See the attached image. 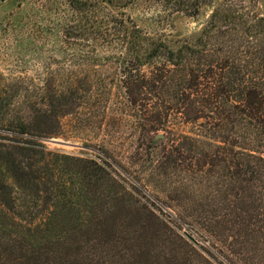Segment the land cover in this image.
Returning a JSON list of instances; mask_svg holds the SVG:
<instances>
[{
	"label": "rangeland",
	"instance_id": "1",
	"mask_svg": "<svg viewBox=\"0 0 264 264\" xmlns=\"http://www.w3.org/2000/svg\"><path fill=\"white\" fill-rule=\"evenodd\" d=\"M215 11L241 22L264 18V0H0V91L25 122L24 139L42 138L35 177L53 188L50 195L44 186L37 208L29 200L15 213L0 209V264H169L174 256L186 264L184 233L202 256L192 264L235 259L226 246L236 240L223 245L187 209L179 215L164 204L187 206L195 194H175V171L155 168L173 135L190 128L173 115L174 101L151 87L158 84L148 55L159 45L195 43ZM159 54L157 65L165 61ZM53 139L77 147L49 148ZM86 161L99 165L96 184L84 179ZM47 195L68 205L41 212Z\"/></svg>",
	"mask_w": 264,
	"mask_h": 264
},
{
	"label": "trees",
	"instance_id": "2",
	"mask_svg": "<svg viewBox=\"0 0 264 264\" xmlns=\"http://www.w3.org/2000/svg\"><path fill=\"white\" fill-rule=\"evenodd\" d=\"M233 13L226 16L215 11L202 36L193 44L184 43L175 50L159 45L148 55L154 59L149 64L156 69L154 83L158 84V87L154 84L151 87L160 89L163 96L174 101L173 115H182L184 124L190 128L186 135H173L171 150L162 152L155 168L167 174L175 171L171 175L172 179L178 176L176 184L171 186L175 194H195L187 200V206L179 199L164 201L166 206L178 213L187 209L189 216L223 245L229 238L236 240L237 247L226 246L235 258L227 257L230 264L236 261L262 264L264 18L251 16L241 22V17ZM219 21L225 24L224 31H220ZM215 30L216 36L212 35ZM160 52L164 53L162 59L165 61L157 65ZM5 92L0 91V209L15 213L29 200H35L34 208H37V197L44 186L50 195L53 188L35 177L40 164L38 158L45 155L39 143L42 138L36 137L32 142L24 139L27 138L25 122L15 117ZM56 101L59 100L56 98ZM167 110L170 109L163 113L165 120ZM161 119H154V124L160 125ZM51 154L46 153L47 156ZM51 157L56 158V154ZM85 163L84 179L90 182V175L96 184L99 165L93 161ZM54 169H49L52 176L49 181L56 187ZM188 177L191 183L186 182ZM200 193L214 196L200 199L197 196ZM50 195L44 199L41 212L42 208L47 213L68 205L66 199L59 201ZM181 244L191 255L186 264H192L195 257L202 258L188 241L181 239ZM174 257L166 263L181 264L185 258Z\"/></svg>",
	"mask_w": 264,
	"mask_h": 264
},
{
	"label": "water",
	"instance_id": "3",
	"mask_svg": "<svg viewBox=\"0 0 264 264\" xmlns=\"http://www.w3.org/2000/svg\"><path fill=\"white\" fill-rule=\"evenodd\" d=\"M157 140H159V139H161L162 137L161 136H159V135H157L156 137H155ZM46 144H47V146L49 147V148H56V147H60V146H69V147H73V148H75V147H77L75 144H72V143H69V142H66V141H60V140H47L46 141ZM184 237H186V239L190 242V243H192L194 246H197V242H196V240L192 237V236H190L189 234H187V233H184Z\"/></svg>",
	"mask_w": 264,
	"mask_h": 264
},
{
	"label": "bare ground",
	"instance_id": "4",
	"mask_svg": "<svg viewBox=\"0 0 264 264\" xmlns=\"http://www.w3.org/2000/svg\"><path fill=\"white\" fill-rule=\"evenodd\" d=\"M61 147H69V146H61ZM69 148H72V147H69Z\"/></svg>",
	"mask_w": 264,
	"mask_h": 264
}]
</instances>
